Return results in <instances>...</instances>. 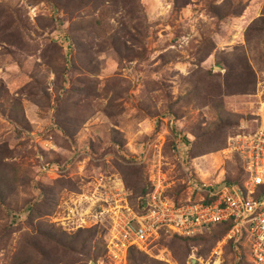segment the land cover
Instances as JSON below:
<instances>
[{
	"label": "rangeland",
	"instance_id": "1",
	"mask_svg": "<svg viewBox=\"0 0 264 264\" xmlns=\"http://www.w3.org/2000/svg\"><path fill=\"white\" fill-rule=\"evenodd\" d=\"M261 18L264 0H0V264H114L100 208L242 181L224 151L264 104ZM214 232L161 233L139 264H252Z\"/></svg>",
	"mask_w": 264,
	"mask_h": 264
},
{
	"label": "built area",
	"instance_id": "2",
	"mask_svg": "<svg viewBox=\"0 0 264 264\" xmlns=\"http://www.w3.org/2000/svg\"><path fill=\"white\" fill-rule=\"evenodd\" d=\"M263 110L264 104L260 102L255 127L229 139L224 151L240 161L244 175L240 185L190 181V197L185 203H177L162 194L160 181H151L152 187L137 209L128 205L126 199L117 198L107 209L100 208L99 213L90 216L96 223L103 218L109 220L105 259L116 264L127 259L131 248L146 252L161 233L191 238L214 225L229 223L222 243L243 239L251 263L264 264V191H260L264 187ZM74 211H69L68 216L70 213L74 217ZM86 217L80 214L77 228L86 226Z\"/></svg>",
	"mask_w": 264,
	"mask_h": 264
},
{
	"label": "trees",
	"instance_id": "3",
	"mask_svg": "<svg viewBox=\"0 0 264 264\" xmlns=\"http://www.w3.org/2000/svg\"><path fill=\"white\" fill-rule=\"evenodd\" d=\"M258 23L261 24V28H262V30H264V18H261L258 21ZM246 70L248 71V79H249V84L246 86V90H245V92L247 93V92H251L253 90L254 84H253V73L251 72V70L248 67H246ZM237 160L240 164V161L238 158H237ZM240 170H241V173L243 174L241 164H240ZM243 180H244V177H242V181ZM242 181L239 182V178L237 177V179L235 181H227L226 180L225 183L229 184V185H240L242 183ZM260 191H264V187H262ZM144 192H145V189H143L141 191V194L143 193L145 195L147 193V192L146 193H144ZM229 228H230L229 223H221V224H217V225L210 227L207 231H204V233H202L201 235H198L196 237H191V238L178 237V236H173V237H176L177 239H180V240L181 239L190 240V239L200 238L203 242H205V241H207V237L204 236V234H206L205 232L209 233L211 231H215L214 234L211 236V238H212V240L217 241L226 235ZM52 238L54 240H57V238L54 236ZM228 242H229V246H231L234 241H228ZM141 254H143V253L136 248L130 249L128 251V254H127V259L129 260V263L130 264H139V262H140L139 256H141Z\"/></svg>",
	"mask_w": 264,
	"mask_h": 264
}]
</instances>
